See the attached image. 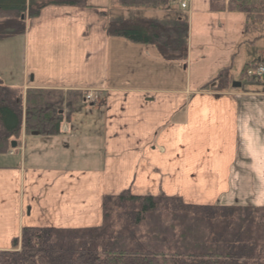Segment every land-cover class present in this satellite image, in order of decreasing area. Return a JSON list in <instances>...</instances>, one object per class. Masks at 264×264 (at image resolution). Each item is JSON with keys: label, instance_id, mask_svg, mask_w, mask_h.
I'll use <instances>...</instances> for the list:
<instances>
[{"label": "crops", "instance_id": "0c3cea01", "mask_svg": "<svg viewBox=\"0 0 264 264\" xmlns=\"http://www.w3.org/2000/svg\"><path fill=\"white\" fill-rule=\"evenodd\" d=\"M204 2V10L218 22L221 21L222 14L210 12L209 0ZM89 4L105 9L109 17L126 21L178 19L185 16L176 4L159 10L113 7L110 0H89ZM32 21L42 26L27 30L25 42L28 48L36 38L33 35L41 34L37 37L39 41L52 42L53 32L73 25L77 26L83 40L88 41L93 37L101 39L103 51L99 58L87 56L84 50L82 52V64L95 66L91 79L81 88L72 90L66 84H53V76L50 75L51 83L47 78L37 83L36 78L32 81L27 77L23 89H59L67 91H63L65 95L95 91H102L105 95L104 92H107L109 112L104 111L102 120L105 126L104 152L100 166L71 168L57 164L60 157L54 147L52 155L48 149L33 146L35 149L29 155L27 165L28 138H32L29 141L31 144L34 138L46 140L41 136L27 137L23 156L12 157L17 159L9 166H0L11 167L0 168V252L11 250L12 240L19 237L25 227L74 229L101 226L102 218L98 217L102 212L100 207L83 226L66 224L68 220L73 222L75 209L72 205L76 202L68 208L62 207V215L53 210V197L56 195L53 189L56 190L59 185H133L131 191L136 196L188 198L183 201L190 205L264 208V81L244 79L241 88L229 92L200 91L214 81L223 69L230 68L231 73L237 60L234 49L227 46L224 54L214 58L206 53V46H198L194 52L190 28L187 62H166L154 46L108 38L105 35L106 20L93 9L57 7L53 11V7H50L43 10L39 19ZM47 45L50 47L52 44ZM44 54L41 53L42 56ZM258 57L257 51L252 50L245 59V65ZM197 71L207 73V79L194 87L185 77L187 72L191 77ZM134 76L143 78L139 81L126 79ZM231 76L236 81L232 73ZM162 78L171 84L164 85ZM151 79H155V82H151ZM70 131L67 130V135ZM51 138L54 146L55 139L66 137L59 135ZM118 146L125 152L129 151V161H125L126 155L123 153L116 157ZM118 161L121 167L115 168ZM44 162L49 166H44ZM238 174H241L240 179L236 176ZM144 185L166 186L163 187L164 191L159 189L160 193L154 195L148 193ZM190 185L209 188L202 200L204 202L208 196L212 198L220 187L229 189V185L250 190V196L243 192L248 197L240 201L221 195L208 203L197 204L198 201L193 200L203 195H195L197 198L190 196ZM82 203L86 205L88 202L85 200ZM41 205L47 208L43 210ZM84 209L89 210L88 205ZM57 215L59 220L53 225V217ZM66 215L68 219L64 218Z\"/></svg>", "mask_w": 264, "mask_h": 264}, {"label": "trees", "instance_id": "16d2710c", "mask_svg": "<svg viewBox=\"0 0 264 264\" xmlns=\"http://www.w3.org/2000/svg\"><path fill=\"white\" fill-rule=\"evenodd\" d=\"M110 1L113 7L140 10L174 5L173 0ZM209 5L215 14L244 15V33L264 39V0H209ZM48 7L96 10L106 20L108 38L154 46L166 62L188 60L187 18L126 21L109 17L89 0H0V39L26 34L27 22L39 19ZM260 66L261 57L246 64L242 79ZM232 83L230 68H225L201 91H234ZM23 92L4 87L0 79V156L9 154L23 130L60 135L64 121L78 110L59 91ZM0 264H264V208L189 205L179 197L135 196L128 189L103 197L99 227L23 228L11 250L0 252Z\"/></svg>", "mask_w": 264, "mask_h": 264}, {"label": "rangeland", "instance_id": "374dc122", "mask_svg": "<svg viewBox=\"0 0 264 264\" xmlns=\"http://www.w3.org/2000/svg\"><path fill=\"white\" fill-rule=\"evenodd\" d=\"M204 4V0H193L191 5L192 13L189 23L192 33L190 38L192 39L193 50L195 52L198 46H206V53L214 58L224 54L227 46L234 49L236 52L235 55H237V60L231 73L236 80L234 83H238L242 80L241 70L245 66V59L248 55H250L252 50L257 51L258 56L261 58L264 57V39L256 40V38H251L244 33V15L222 14L221 16L223 18L218 22V19H214L212 14H209L204 10ZM55 10H57V7H53V11ZM184 14L186 15V13ZM216 17H220V15H217ZM229 17H231V19ZM40 26L42 25L38 22H27V30H30L31 27L36 28ZM25 36L26 34L0 39V79L3 86L11 89L12 91H21L27 77L29 80L31 77H33L34 80L36 78L37 83L42 80V78H47L49 83H51L52 81L50 79L52 78H50V75L53 76V84H66L69 88H72V90L81 88L83 84L88 83L89 79H91L90 77L93 72L92 68L95 66L91 67L89 64L86 66L85 64H82L83 50L87 53V56L94 55L95 59L99 58L100 53L103 51L101 39H95V37H93V39H89L88 41L83 40L76 25L67 26V29H59L53 32V35H51L53 37L52 42H45V40L42 39H40L42 41H39V38L37 37L41 36V34L33 35L37 39H34L33 45L29 48L25 42ZM47 44L52 45L49 47ZM248 44L250 45L248 46ZM43 49H45V51H43ZM41 53L45 54L42 56ZM92 58L93 57H91V59ZM83 66H85V69ZM206 76L207 73L197 71L196 73L193 72V75L190 77L187 72L185 80L190 85L197 87V84H201V82H204L207 79ZM132 78L139 81L143 77H126V79ZM151 82H155V79H151ZM168 82L169 80H165L164 78L161 79V83L166 86L171 84V82ZM243 84H246V82H243ZM156 85L162 86L158 84ZM53 91L61 92L65 98L67 97L66 99H73L77 103L76 105H78V110L75 114L73 113L74 115H72L70 120L64 121L61 126V132L63 133L60 135L66 138L60 140L55 139L54 146L53 138H45L46 140L34 138V143L32 144L29 142L32 138H28L26 143L27 165L29 155L33 154L32 152L35 149L34 147L40 146L41 148L48 149L52 155L54 147V151L60 157V162L57 163L60 166L65 167L69 165L71 168H89L100 166L104 152L103 140L105 136V126L102 125V120L104 119V111L105 113L109 112V109L107 108L108 93L104 92V95L102 91H95L92 93L87 92L91 95L89 97H91L92 100L88 99L87 101H82L86 92H77L79 93V97L77 98L74 95H71L74 93L65 95L63 92L65 90L62 91L59 89H53ZM147 96L153 98L152 95ZM79 98L81 99L80 101ZM65 110L66 107L64 108V111ZM68 129L72 130L69 135H67ZM24 145L25 143L23 142L21 145L22 152L25 147ZM117 150L116 157H119L123 153L126 155L125 161H129V151L125 152L121 146H118ZM22 152L21 156H23ZM12 157L16 156H0V166H9L11 162H15L17 158L13 159ZM29 161L31 162V160ZM133 161L134 160H131V162ZM120 163L121 162L118 161V165L115 168L121 167ZM43 165L49 166L46 162H44ZM236 176L240 179L241 174ZM112 186L113 187L106 185H59L56 190L53 189L56 193L53 197V210H57L58 214L61 212L62 215V207L68 208L73 204V202H76L72 205L73 209H75L73 212V222L68 220L66 224L70 226L81 224L83 226L85 223H88L86 221L92 217L90 215L93 213L95 214L96 210H99V207L101 209L102 203H100V199L102 196H108L107 194L122 193V191L130 189L133 185ZM144 186L145 190H149L148 193L158 195L160 193L159 189H163L164 191L163 187L166 185ZM229 186L230 188L226 189L220 187L219 185L220 190L214 193L212 198L214 199L215 197L226 195L231 200L243 201V198L247 194L250 196V190L241 189L239 185ZM190 187L191 188L188 190L189 194L192 193L190 196L203 195L200 199L193 200L196 202L198 201L197 204L208 203L210 202V199H212L208 196L205 202L202 201L203 198L206 197L205 193L209 192V188L203 189L199 185H196L195 188L193 185H190ZM243 192L247 194H244ZM173 194L177 196L182 195V193ZM187 199L188 198H183L184 201H187ZM85 200L88 202L86 205L85 203H82ZM87 205L89 210L84 209ZM41 208L44 210L47 207L41 205ZM94 217L96 216L94 215ZM98 217H100V219L102 218V212H100V216ZM61 218H63V216ZM64 218H67V215ZM57 219L59 220L58 215L53 217V225L56 224L55 222Z\"/></svg>", "mask_w": 264, "mask_h": 264}, {"label": "water", "instance_id": "95a60500", "mask_svg": "<svg viewBox=\"0 0 264 264\" xmlns=\"http://www.w3.org/2000/svg\"><path fill=\"white\" fill-rule=\"evenodd\" d=\"M23 19V18H22ZM33 80V79H32ZM232 87L234 89H238L241 87V83H233ZM33 136H38V133H33ZM12 149H15L17 147V143L16 142H13L12 145H11Z\"/></svg>", "mask_w": 264, "mask_h": 264}, {"label": "built area", "instance_id": "2783aa9c", "mask_svg": "<svg viewBox=\"0 0 264 264\" xmlns=\"http://www.w3.org/2000/svg\"><path fill=\"white\" fill-rule=\"evenodd\" d=\"M188 2H189V0H181V6H182V8H186ZM263 73H264V69L261 68L259 70V74L260 75H263Z\"/></svg>", "mask_w": 264, "mask_h": 264}]
</instances>
